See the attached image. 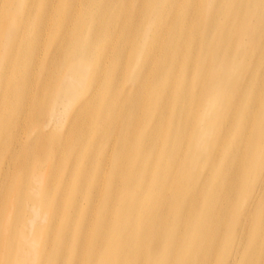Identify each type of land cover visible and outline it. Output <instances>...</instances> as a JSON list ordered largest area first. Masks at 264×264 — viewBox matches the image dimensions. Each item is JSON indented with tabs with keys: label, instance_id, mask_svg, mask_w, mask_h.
Returning <instances> with one entry per match:
<instances>
[{
	"label": "bare ground",
	"instance_id": "obj_1",
	"mask_svg": "<svg viewBox=\"0 0 264 264\" xmlns=\"http://www.w3.org/2000/svg\"><path fill=\"white\" fill-rule=\"evenodd\" d=\"M0 264H264V0H0Z\"/></svg>",
	"mask_w": 264,
	"mask_h": 264
}]
</instances>
